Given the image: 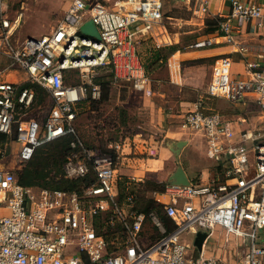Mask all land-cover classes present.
<instances>
[{
    "label": "built area",
    "instance_id": "1",
    "mask_svg": "<svg viewBox=\"0 0 264 264\" xmlns=\"http://www.w3.org/2000/svg\"><path fill=\"white\" fill-rule=\"evenodd\" d=\"M63 1L66 8L50 32L19 41L0 0V56L5 58L0 70L26 73L23 82L0 77V134L11 135L18 145L16 168L40 144L71 135L62 175L84 184L78 190L23 185L13 167H0V264H264V144L253 143L247 132L233 140L230 121L219 111H207L202 96L181 123L205 139L208 158L225 162L222 179L169 183V199H156L165 220L154 210L138 209L133 192L120 193L117 172L124 154L118 147L113 152L91 147L77 135L82 103L100 96L101 85L94 80L98 70L110 72V83L152 91L138 47L170 43L163 0H113L116 7L109 0ZM229 6L217 21L226 42L245 27H264V4L229 0ZM192 12L206 18L209 0H194ZM86 20L93 22L98 38L80 31ZM214 42L203 37L190 46ZM70 70L77 72L75 83L65 81ZM32 84L52 101L41 117L28 116L36 95ZM206 96L230 102L253 97L264 111V66L248 61L245 72L235 76L229 58H218ZM147 223L156 232L150 239L143 233ZM198 230L206 232L204 257L183 237L184 231Z\"/></svg>",
    "mask_w": 264,
    "mask_h": 264
},
{
    "label": "rangeland",
    "instance_id": "2",
    "mask_svg": "<svg viewBox=\"0 0 264 264\" xmlns=\"http://www.w3.org/2000/svg\"><path fill=\"white\" fill-rule=\"evenodd\" d=\"M2 1L5 5L4 13L16 24L13 36L19 41L29 34L37 36L50 32L60 20L63 7L66 6L63 0ZM162 9L165 15L175 14L182 17L192 15L190 9L184 4H178L176 0H163ZM165 18V21H168V18ZM167 24L168 30L176 31L180 29L179 26H175L172 22H167ZM39 32L40 34H38ZM200 32L183 34L180 43L191 42ZM176 45L179 46V44ZM168 50V47L162 49L161 53H168ZM151 51L147 42L139 43L138 52L144 59L147 73L151 79V86L156 89V85H153V77L157 65L150 57ZM4 62L5 58H2L0 65ZM109 73L100 69L94 74V80L97 77H101V75H108ZM77 80L76 71L70 70L67 72L66 82L75 83ZM34 88L36 95L28 116L41 117L47 108L50 107L52 101L42 87L35 85ZM202 97L205 101L204 93ZM156 98V94L152 93L147 96L132 90L130 86L123 82L111 83L109 88H102L98 98L88 96L82 103L77 114L76 130L77 135L88 146L98 147L109 152L115 151V147H118V151L124 154L119 159L120 161L122 160V163L119 164L120 168L117 172L119 173L118 182L121 189L135 194L138 209L143 211L146 209L154 210L161 219L165 220L163 210L156 204L157 200L155 197L157 196L156 192L161 194L169 191L167 180L170 171H167V165L163 168L160 167V163L156 159H158L159 155L162 156L158 151L160 144L168 146L167 143L170 141L162 139V130L155 128V132H153L146 125L149 121L155 123V116L150 112L149 106L152 102L157 101ZM244 116L247 118V115L244 114ZM238 120L241 121L240 118ZM254 130L252 135L254 140L252 142L264 144L263 131ZM137 132H140L143 136H148L153 132L154 139L147 142L140 141V134ZM70 138L69 136L61 137L40 144L26 165L16 168L18 145L11 135H0V167H13V171L18 177L26 175L28 171H25V168L29 169V172L41 169L47 174L46 180L50 181L51 185L50 179L61 174L60 167L64 157V148L66 147V141ZM133 139H136V144L138 141L143 142L146 145L145 150L144 147H137ZM170 152L173 154V151L170 150ZM167 159L168 157L165 158V160ZM224 166L225 162H222L221 165L214 164L210 177L222 179ZM131 175H134L138 180L131 179V181L128 179ZM195 179L193 178L192 181H195ZM129 180L130 182H128ZM29 186L42 187L39 185ZM161 199L166 201L168 196H162ZM143 233L146 239H150L154 237L153 235L156 232L152 225L147 223L144 226ZM183 237L185 240L192 242L195 235L184 231Z\"/></svg>",
    "mask_w": 264,
    "mask_h": 264
},
{
    "label": "crops",
    "instance_id": "3",
    "mask_svg": "<svg viewBox=\"0 0 264 264\" xmlns=\"http://www.w3.org/2000/svg\"><path fill=\"white\" fill-rule=\"evenodd\" d=\"M242 1L264 4V0ZM176 2L184 4L192 12L194 0H176ZM108 3L110 6L116 7L113 0H109ZM209 7L210 14L203 19L195 16L193 12L189 17L175 14L165 15L168 18L165 23L170 43L162 46L163 48L160 49L158 58H152L155 61V65H157L153 77V85H156V89L151 86L152 91L149 94H145L148 96L153 93L157 96V101H154L156 104L152 102L149 106L150 112L155 116V123L149 121L146 124L147 127L153 132H155V128L162 130V139L170 141L167 143L168 146L160 144L158 151L162 156L159 155L156 161H159L162 168L167 165V171H170L169 174L179 165L184 170L189 181L196 178L195 181L200 183H204L210 178L214 164L221 165L223 161L219 160L216 162L206 156L205 139L199 132L182 125L183 114L193 109L195 101L203 93L205 94L213 63L218 58L223 56L229 58L230 71L235 76L245 72L248 61H257L259 65L264 66V27L257 31L245 27L236 35L233 42H226L218 31L217 21L229 13V0H209ZM65 8L66 6L63 7V10ZM167 22H172L175 26H179L180 29L176 31L168 30ZM195 32L200 33L191 42L180 43L183 34ZM203 37H211L215 42L212 45L199 48L190 46L194 40ZM176 44H179V46ZM171 45H175V50L161 53L162 49ZM2 58L0 56V60ZM0 77L6 80L23 82L26 78V73L20 69L0 70ZM204 104L207 111H220L230 121L234 131L233 140L240 141L244 132L253 135L254 129H259L264 134V111L261 110L253 97H248L242 101L230 102L221 97L206 96ZM244 114L247 115V118ZM239 118L241 121L238 120ZM153 132L148 136H143L140 132H137L140 134L139 140L144 142L153 140ZM135 140L133 139L134 144H136ZM140 141L137 142L136 146L144 147L145 150L146 145ZM178 141H182V144L178 151L174 153L172 148H177L176 142ZM170 150L173 151V154ZM167 157L168 159L165 160ZM167 185H169L168 181ZM167 192L165 191L161 194L156 192L157 196L155 199L163 201L161 199L162 196H168L169 199ZM195 254H200L203 257L206 254L204 252V240L201 248L195 250Z\"/></svg>",
    "mask_w": 264,
    "mask_h": 264
},
{
    "label": "trees",
    "instance_id": "4",
    "mask_svg": "<svg viewBox=\"0 0 264 264\" xmlns=\"http://www.w3.org/2000/svg\"><path fill=\"white\" fill-rule=\"evenodd\" d=\"M161 48H163V47H160L158 49H151L152 51H151L150 57L153 59L158 58ZM175 48H176L175 45L168 47L169 51H173V50H175ZM110 79H111V75L109 73L108 75L106 74V75H101V77H97L95 81L97 83H100L101 90H102V88H104V87L105 88L110 87V84H111ZM32 85L35 86L36 84H32ZM0 135H3V134H0ZM68 136L72 138L71 135H66V136H63L62 138H65ZM71 138L66 141V147L64 148V151H65L64 157H65V154L67 153V151L69 150V142H70ZM64 157H63V160H64ZM63 160H62V162H63ZM25 165H23V166H25ZM61 165H62V163H61ZM25 171H28V172H26V175H24L23 177L17 176L19 182L23 185H39V186H42L44 188H51V189H66V190L77 189L78 190V189H80V186L82 184H84V181H82V180L74 181V180H69V179L65 178L62 175V171H61V174H59L58 177L53 176V178L50 179L51 180V185H50V181L46 180L47 174L44 173L41 169L29 172V169L25 168ZM118 187H119L120 193L124 194V190L121 189L119 182H118ZM156 204L159 207H161L160 203L156 202ZM148 211H149V209L145 210V212H148Z\"/></svg>",
    "mask_w": 264,
    "mask_h": 264
},
{
    "label": "water",
    "instance_id": "5",
    "mask_svg": "<svg viewBox=\"0 0 264 264\" xmlns=\"http://www.w3.org/2000/svg\"><path fill=\"white\" fill-rule=\"evenodd\" d=\"M80 31L84 34H88L91 36H94L96 38L99 37L98 31L96 27L94 26L93 22L91 20H86L82 25L80 26ZM182 141L176 142L177 148H172L174 153L178 151V148L181 146ZM170 184H187L189 182L188 178L185 175L184 170L179 165L175 168V170L168 175V180ZM195 237L193 239V244L200 249L202 246V242L206 237V232L204 231H196Z\"/></svg>",
    "mask_w": 264,
    "mask_h": 264
}]
</instances>
